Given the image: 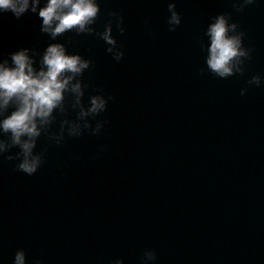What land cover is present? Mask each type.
<instances>
[{"label": "water", "instance_id": "95a60500", "mask_svg": "<svg viewBox=\"0 0 264 264\" xmlns=\"http://www.w3.org/2000/svg\"><path fill=\"white\" fill-rule=\"evenodd\" d=\"M166 4L100 0L97 28L122 17L124 32H111L119 61L93 33L55 38L91 61L82 102L108 98L90 122L103 125L60 144L41 134L31 175L0 158V264L17 248L41 264H139L145 248L154 264H264V83H246L264 77V0L240 11L232 0H175L171 31ZM219 12L250 49L243 73L226 78L207 72L200 47ZM49 42L35 13H0V59L28 47L35 63Z\"/></svg>", "mask_w": 264, "mask_h": 264}, {"label": "clouds", "instance_id": "9594fccd", "mask_svg": "<svg viewBox=\"0 0 264 264\" xmlns=\"http://www.w3.org/2000/svg\"><path fill=\"white\" fill-rule=\"evenodd\" d=\"M255 2L232 0V6L240 11ZM166 7V24L171 31L180 23V15L175 0H167ZM99 11L100 0H0V13L10 12L15 18L26 12L35 13L39 18V31L52 41L43 47L35 63L30 54L34 50L28 47H19L10 51L7 58L0 59V158L14 160L15 168L27 175L33 174L42 163V152L34 150L41 134H46L50 143L60 144L65 135L80 136L84 130L95 134L103 125L99 119L90 122L105 110L108 98L95 92L82 102L87 85L80 77L91 61L78 52L67 51L65 45L55 39L65 32L93 33L105 42V51L119 61L123 50L111 32L113 24L118 32H124L122 17L110 12V19L101 30L96 27ZM203 35L207 43L205 46L201 41L200 47L208 73L219 78L243 73L250 49L243 45V32L227 12L211 16ZM246 83L260 86L264 77L254 74ZM245 91L242 87L240 94ZM66 97H70L67 107ZM68 107L74 110V119L63 115ZM57 116L61 117L58 128L50 131ZM13 147L17 150L9 152ZM155 258L154 250L145 248L139 264H154ZM11 264H41V260L33 257L29 262L25 250L17 248ZM112 264H122V261L116 258Z\"/></svg>", "mask_w": 264, "mask_h": 264}]
</instances>
